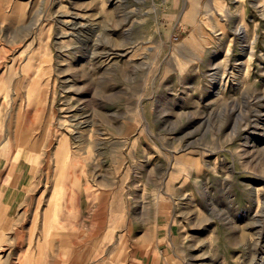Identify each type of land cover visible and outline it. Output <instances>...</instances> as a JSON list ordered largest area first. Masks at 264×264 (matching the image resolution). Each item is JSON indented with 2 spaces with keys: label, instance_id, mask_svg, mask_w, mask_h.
<instances>
[{
  "label": "rangeland",
  "instance_id": "374dc122",
  "mask_svg": "<svg viewBox=\"0 0 264 264\" xmlns=\"http://www.w3.org/2000/svg\"><path fill=\"white\" fill-rule=\"evenodd\" d=\"M198 1L0 0V264H264V0Z\"/></svg>",
  "mask_w": 264,
  "mask_h": 264
},
{
  "label": "crops",
  "instance_id": "0c3cea01",
  "mask_svg": "<svg viewBox=\"0 0 264 264\" xmlns=\"http://www.w3.org/2000/svg\"><path fill=\"white\" fill-rule=\"evenodd\" d=\"M29 174L30 172L27 167L17 166L16 170H13V172L11 173L8 187H0L3 188L0 189V209L2 205L6 207L5 209H7V211L2 215L4 216L5 214H7V219H9V215L11 213H15L18 211V206H20V203H22L21 201L24 202L25 200L23 198L21 200V196L24 197L25 193H27L25 191V187H27L29 184V182L27 181L29 180Z\"/></svg>",
  "mask_w": 264,
  "mask_h": 264
},
{
  "label": "bare ground",
  "instance_id": "6f19581e",
  "mask_svg": "<svg viewBox=\"0 0 264 264\" xmlns=\"http://www.w3.org/2000/svg\"><path fill=\"white\" fill-rule=\"evenodd\" d=\"M176 1V0H175ZM179 1V0H178ZM184 9H183V15H182V21L184 22H189V23H194L196 22L197 18H198V14H199V1L198 0H185V4H184ZM156 9V8H155ZM154 10V9H153ZM203 25V24H202ZM77 27V26H76ZM201 27H199L200 29ZM203 29V28H202ZM201 30V29H200ZM93 31V30H92ZM244 32V28H241L240 29V32ZM194 38V37H193ZM40 62V61H39ZM223 77V76H222ZM65 151V140H60L59 143H58V147H57V150H56V153L55 155L58 157V156H61L63 155ZM27 158L29 160H32V157H28ZM34 160V159H33ZM33 163V162H32ZM16 168V167H15ZM14 168V169H15ZM12 169V170H14ZM3 173V172H2ZM65 174V173H63ZM66 175H69V174H66ZM73 200V199H72ZM71 198H70V201H72ZM66 205V204H65ZM49 213V216H50V209L48 211ZM48 216V217H49ZM0 222H5V220L3 219H0ZM3 227V226H2ZM49 227V226H48ZM48 227L45 226V228L48 229Z\"/></svg>",
  "mask_w": 264,
  "mask_h": 264
},
{
  "label": "built area",
  "instance_id": "2783aa9c",
  "mask_svg": "<svg viewBox=\"0 0 264 264\" xmlns=\"http://www.w3.org/2000/svg\"><path fill=\"white\" fill-rule=\"evenodd\" d=\"M177 39H178V37H177V36H175V37H174V40H177Z\"/></svg>",
  "mask_w": 264,
  "mask_h": 264
}]
</instances>
